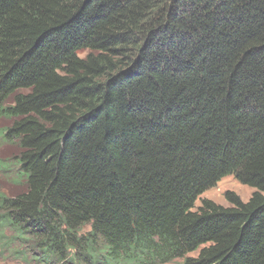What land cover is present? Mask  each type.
Here are the masks:
<instances>
[{"label":"trees","instance_id":"obj_1","mask_svg":"<svg viewBox=\"0 0 264 264\" xmlns=\"http://www.w3.org/2000/svg\"><path fill=\"white\" fill-rule=\"evenodd\" d=\"M0 119L1 249L264 264V0H0Z\"/></svg>","mask_w":264,"mask_h":264},{"label":"rangeland","instance_id":"obj_2","mask_svg":"<svg viewBox=\"0 0 264 264\" xmlns=\"http://www.w3.org/2000/svg\"><path fill=\"white\" fill-rule=\"evenodd\" d=\"M82 56L84 53L81 54ZM11 124L9 119H0V131ZM16 142L6 141L0 137V160L7 158L9 155L18 152ZM11 174H5L0 171V192L8 196L14 195L22 190V182L15 183L12 181ZM254 189L239 183L232 175L223 177L214 187L204 191L195 202V206L200 203L201 199L207 198L221 205H228L225 200L226 192H233L237 194L240 199L247 201L252 195ZM86 229H84L85 231ZM11 250L21 251L22 255L12 253ZM27 254V256L25 255ZM197 251L189 254V256H196ZM0 264H41L38 260L32 257V251L29 245L21 243L15 238H11V243L7 248H0ZM75 264H79L77 261ZM163 264H183L182 259H176L169 263Z\"/></svg>","mask_w":264,"mask_h":264}]
</instances>
